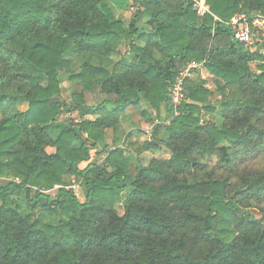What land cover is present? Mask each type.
Returning <instances> with one entry per match:
<instances>
[{
	"label": "trees",
	"instance_id": "16d2710c",
	"mask_svg": "<svg viewBox=\"0 0 264 264\" xmlns=\"http://www.w3.org/2000/svg\"><path fill=\"white\" fill-rule=\"evenodd\" d=\"M204 1L200 16L188 0H0V264H264V33L247 45L228 25L264 0ZM191 62L213 87L185 78L175 111ZM142 104L160 119L146 166L105 143Z\"/></svg>",
	"mask_w": 264,
	"mask_h": 264
},
{
	"label": "rangeland",
	"instance_id": "374dc122",
	"mask_svg": "<svg viewBox=\"0 0 264 264\" xmlns=\"http://www.w3.org/2000/svg\"><path fill=\"white\" fill-rule=\"evenodd\" d=\"M131 16H132V11L127 12V13L116 12V17L123 20L125 27H127ZM139 26L141 27V24H139ZM125 51H126V47L125 45H123L121 47V53L123 54ZM205 74L206 73L203 71V69L199 71H195L192 73L190 80H194L197 78L203 79V77H205V79L208 82L207 86L209 88H212L213 84L211 83L210 79L206 78L207 76ZM60 81L62 85V93H61L60 98L62 100H65L66 102H69L70 101L69 94H70L71 89L73 88L75 90L77 89L79 90L80 88L72 87V84L68 81L66 76H62L60 78ZM103 98L104 96L100 95L96 90H93L92 92L84 95L85 102L89 105L97 104ZM219 100H220V97H218V95H216L215 92H213L211 95L207 97V102H209L210 105H213V104L216 105V103ZM143 110L147 111L148 116L141 115V111ZM125 114H126V118L121 122V127L119 128L117 132H115L114 134L110 130L105 132L106 148L112 149L113 147H120L123 145V142H124L125 145H123V147H125L126 150L128 151L126 154L138 156V158L141 161V164L146 166L149 159L152 157L153 153L142 152L138 154L137 147L140 146L143 142L150 140L151 137L148 136L149 134H147L146 131L150 132V135H151L152 129L155 128V124L160 123V119L155 118L154 113L150 111L145 104H142L138 108H132V107L127 108L125 111ZM75 116L76 114L71 115L70 117H75ZM160 117L161 119L166 118L167 113L164 111H161ZM199 118H200L201 123L203 122L206 123L207 121L217 122V123L220 122V119L218 118V116L216 117V114L211 115V114L206 113L205 111H201ZM129 133L131 135L127 136L129 135ZM159 137L162 139L165 137L163 131L159 133ZM113 140L116 141L115 144L113 143ZM160 154H161L160 156L164 155L162 153ZM105 157L106 155L104 153V149L101 145H99L98 148L91 151L90 162L101 164L103 163ZM85 166H86V163H83L80 165L81 168H84ZM68 182H70V186H69L70 190L75 194V196L80 202H83L84 201V190L79 185V183L72 179L71 180L68 179ZM54 193L55 191L47 192V194L50 195L51 197H53ZM30 197H33V194L30 195ZM17 202L21 206L22 199H18ZM251 213L252 215L258 217V212L252 211ZM38 217L43 219L46 223L57 224L58 222V220H55L54 218L47 217L44 213H41V214L38 213Z\"/></svg>",
	"mask_w": 264,
	"mask_h": 264
},
{
	"label": "built area",
	"instance_id": "2783aa9c",
	"mask_svg": "<svg viewBox=\"0 0 264 264\" xmlns=\"http://www.w3.org/2000/svg\"><path fill=\"white\" fill-rule=\"evenodd\" d=\"M193 10L200 16L209 13V8L204 0H188ZM234 34L235 40L239 43L251 45L254 37L259 33H264V17L256 14L250 19L238 17L232 19L228 24ZM202 66L201 63L191 62L178 74L176 82L171 89V101L174 110L184 100L183 94V80L191 77L192 73ZM176 113V112H175Z\"/></svg>",
	"mask_w": 264,
	"mask_h": 264
},
{
	"label": "crops",
	"instance_id": "0c3cea01",
	"mask_svg": "<svg viewBox=\"0 0 264 264\" xmlns=\"http://www.w3.org/2000/svg\"><path fill=\"white\" fill-rule=\"evenodd\" d=\"M132 11V10H131ZM116 12H120V11H117V10H114V14H115V16H116ZM130 12V11H129ZM122 13V12H121ZM210 13V12H209ZM117 19H119L118 17H116ZM214 19H216L215 17H214ZM120 20H122V19H120ZM123 21V20H122ZM129 23V22H128ZM203 63L204 62H201V64H202V66L198 69V70H196V71H199V70H201V69H203V71L206 73L205 75L207 76V71H206V69L203 67ZM204 79H205V77H203ZM146 133L147 134H149L148 136H150L151 137V135H150V132H147L146 131Z\"/></svg>",
	"mask_w": 264,
	"mask_h": 264
}]
</instances>
